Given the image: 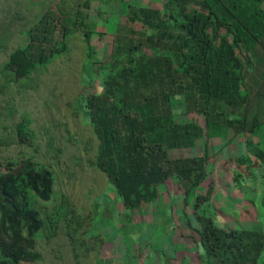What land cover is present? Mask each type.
Returning a JSON list of instances; mask_svg holds the SVG:
<instances>
[{"label": "rangeland", "instance_id": "374dc122", "mask_svg": "<svg viewBox=\"0 0 264 264\" xmlns=\"http://www.w3.org/2000/svg\"><path fill=\"white\" fill-rule=\"evenodd\" d=\"M85 1L89 8L82 7ZM140 7L168 9L182 20L181 8L172 0H0V158L31 160L36 168L50 169L55 176L51 199L44 200L30 189L28 199L43 218L66 201L71 212L67 218L74 220L68 229L66 220L59 219L54 236L36 238L23 264H207L195 238L197 214L210 215L220 228L264 234V169L249 166L253 153L248 133L227 126L225 119L234 120L238 113L225 101L212 125L188 104L186 93L170 95L172 121L182 127V136L177 144L169 145V156L208 154L206 178L194 196L186 199L171 177L158 188L154 200L129 210L106 174L96 168L98 140L80 98L102 92L106 76L116 65L156 55L177 65L171 51L138 41L149 30L129 20V15ZM50 9L66 15L70 27L67 48L37 67L26 81L15 82L4 64L14 49L27 44V31ZM77 9L83 10L82 19L92 31L94 60L89 57L84 29L73 24ZM184 10L198 8L187 4ZM207 28L215 43L224 39L233 46L246 72H253L255 80H264L263 44L257 45V52L251 45L246 47L237 41L234 27L215 19ZM247 88L241 90L247 92ZM25 116L32 119L30 143L20 142L15 130ZM235 176L241 183L234 181ZM86 230L92 231L88 234Z\"/></svg>", "mask_w": 264, "mask_h": 264}, {"label": "trees", "instance_id": "16d2710c", "mask_svg": "<svg viewBox=\"0 0 264 264\" xmlns=\"http://www.w3.org/2000/svg\"><path fill=\"white\" fill-rule=\"evenodd\" d=\"M172 2L181 8L178 14L182 20L168 9L162 12L150 7L130 10L129 20L138 21L149 30L139 42L171 51L177 65L159 55L116 65L106 76L102 92L81 97L79 101L98 140L95 166L106 174L129 210L141 209L154 200L158 188L171 177L184 190L186 199L196 194L206 178L207 152L202 157L171 158L168 154L169 145L177 144V138L182 136V127L172 121V92L186 93L188 104L203 113L207 123L212 125L219 118V110L224 108L222 101L226 106L237 108L238 117L225 119L227 126L246 131L253 156L264 159L261 147L264 142L261 143L264 139V115L261 116L264 80H255L253 72H246L233 46L224 39L215 43L207 28L211 19L229 24L234 27L237 41L246 47L251 45L257 52V45H264V0ZM187 4L195 5L198 10L187 12L184 10ZM82 7L89 8V3L85 1ZM75 16L73 24L84 29L89 57L94 60L92 31L82 19L83 10L77 9ZM65 17L60 11H45L27 31V44L9 54L4 70L15 82L26 81L37 67L46 65L53 56L66 50L70 27ZM132 44L131 41L130 48ZM119 47L115 49L118 51ZM251 83V88H247ZM242 87L249 90L244 92ZM31 124L32 119L25 116L16 125L20 142L33 140ZM253 138L259 139L257 143ZM249 166L259 165L250 159ZM237 176L233 177L234 181L241 183ZM54 184V173L46 167L36 168L31 160L0 158V264L27 261L36 238L54 236L59 219L66 220L68 229L73 227L74 220L67 218L71 212L65 207L66 201L43 218L28 199L30 189L38 197L50 200ZM225 188L228 189L226 185ZM196 218L199 228L194 230L195 238L207 264H264L263 233L220 228L207 214H197Z\"/></svg>", "mask_w": 264, "mask_h": 264}, {"label": "crops", "instance_id": "0c3cea01", "mask_svg": "<svg viewBox=\"0 0 264 264\" xmlns=\"http://www.w3.org/2000/svg\"><path fill=\"white\" fill-rule=\"evenodd\" d=\"M263 115H264V111H263V114H261V116H263ZM258 140H259L258 138H253V142H254V143H257ZM263 140H264V139L261 140V143L263 142ZM262 145H263V146H261V147H262L263 150H264V142L262 143ZM252 153H253V152H252ZM251 160L254 161V162H256V163L259 165L258 167L264 169V159H262V158H260V157H258V156H256V155H254V156L251 155Z\"/></svg>", "mask_w": 264, "mask_h": 264}]
</instances>
